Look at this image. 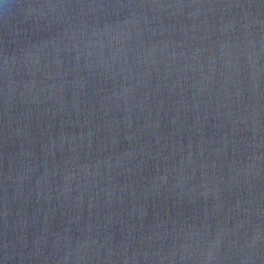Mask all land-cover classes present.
<instances>
[{"label":"water","instance_id":"1","mask_svg":"<svg viewBox=\"0 0 264 264\" xmlns=\"http://www.w3.org/2000/svg\"><path fill=\"white\" fill-rule=\"evenodd\" d=\"M0 264H264V0H0Z\"/></svg>","mask_w":264,"mask_h":264}]
</instances>
